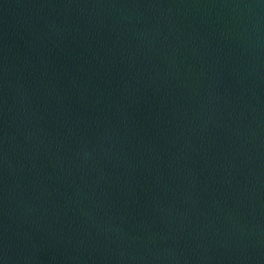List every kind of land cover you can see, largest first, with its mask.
<instances>
[{
  "label": "water",
  "instance_id": "water-1",
  "mask_svg": "<svg viewBox=\"0 0 264 264\" xmlns=\"http://www.w3.org/2000/svg\"><path fill=\"white\" fill-rule=\"evenodd\" d=\"M111 264H264V0H104Z\"/></svg>",
  "mask_w": 264,
  "mask_h": 264
}]
</instances>
